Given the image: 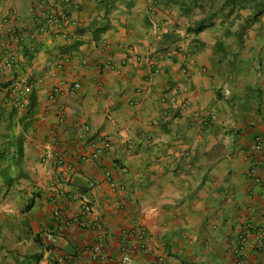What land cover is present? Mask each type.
I'll list each match as a JSON object with an SVG mask.
<instances>
[{
    "label": "crops",
    "instance_id": "obj_1",
    "mask_svg": "<svg viewBox=\"0 0 264 264\" xmlns=\"http://www.w3.org/2000/svg\"><path fill=\"white\" fill-rule=\"evenodd\" d=\"M56 3L0 1V264H97L99 230L75 219L86 201L105 264H264V1L240 28L243 7L205 0ZM54 8L67 40L40 29ZM102 135L112 149L80 160Z\"/></svg>",
    "mask_w": 264,
    "mask_h": 264
},
{
    "label": "built area",
    "instance_id": "obj_2",
    "mask_svg": "<svg viewBox=\"0 0 264 264\" xmlns=\"http://www.w3.org/2000/svg\"><path fill=\"white\" fill-rule=\"evenodd\" d=\"M78 1L79 0H61L63 4L76 3ZM41 2H45L52 7H56L57 5H59L56 3V0H41ZM148 14L152 18H155V16L157 15V7L154 4H151L149 6ZM65 19H66L65 15L60 12V9L59 10L58 8L51 9L47 14L44 15V19H42L43 21L40 22V26H41L40 29L45 30L47 28L56 27L58 28V30L60 29V33H59L60 36L67 40L68 39L67 33L61 30L62 23H64ZM167 24H168L167 20L163 21V24L161 25L157 21L152 20V30L154 31V33L159 34L167 28L168 26ZM13 61H14V54H12L11 52H8V53L6 52L2 60V64L4 66H10L12 65ZM158 72H159V68L154 67L152 71L153 75L157 74ZM151 80H152V75L148 76L147 81L150 82ZM72 87L78 88L79 83L78 82L73 83ZM27 91H28V85H26L25 80H19V81L13 82L8 89L11 101L15 103L18 107H23L25 105L24 98H25V94ZM61 92L62 90L59 87H54L52 88L51 96L60 94ZM169 99L172 102L177 99L176 90L172 92V95L170 96ZM163 100H165V98H163ZM180 104L181 106H186V99H183ZM210 114H213V112H211ZM255 140H256V147L258 148V150L260 151L262 149L264 150V138L258 136L255 138ZM88 146H89V151L81 155L80 160H87V159L99 160L103 154H105L106 152L112 149L113 144H112L111 139L108 136L102 135V136L92 138L91 140H89ZM55 162L57 164H62L63 157H57ZM118 170L124 173L126 172L127 169L124 166H120L118 167ZM256 171H257V168L255 166H252L251 173H255ZM104 175H105V178L108 180V186L111 189H123L124 188L123 186L117 185L114 182L112 178V173L110 171L108 170L105 171ZM60 214L61 212L58 209L54 211V215L59 216ZM75 219L78 221L79 225L81 226H89V227L97 228L99 230V233L97 235V241L91 246V253H92V258L97 262V264H105L106 257L103 252L104 251V242H103L104 239H103V234L101 233L102 224L100 222L98 215L95 213V210L86 201L81 206V215L76 216ZM47 237L52 243L56 241V238L51 233H48ZM131 260L132 259H131L130 254L128 252H125L121 256L120 264H131ZM238 264H242V260L241 261L239 260Z\"/></svg>",
    "mask_w": 264,
    "mask_h": 264
},
{
    "label": "rangeland",
    "instance_id": "obj_3",
    "mask_svg": "<svg viewBox=\"0 0 264 264\" xmlns=\"http://www.w3.org/2000/svg\"><path fill=\"white\" fill-rule=\"evenodd\" d=\"M188 1L191 2V1H197V0H188ZM223 1L224 0H205V4H201V5L200 4H195V7L196 6H198V7H221L220 5L223 3ZM254 1L255 0H241V5H243V8H241V10H242L241 13L239 12V9H237L236 12H232L231 13L232 14V17H234L233 18L234 19V22L236 21L235 19H237V21L238 20H241L242 17L245 18V19L246 18L249 19V17L254 16V14L256 15V13L252 10ZM221 14H223V13H221ZM240 15H241V18H236V16H240ZM258 16H260V14L257 15V18H259ZM235 25H236V27H239L240 26V23L237 22V24H235Z\"/></svg>",
    "mask_w": 264,
    "mask_h": 264
},
{
    "label": "trees",
    "instance_id": "obj_4",
    "mask_svg": "<svg viewBox=\"0 0 264 264\" xmlns=\"http://www.w3.org/2000/svg\"><path fill=\"white\" fill-rule=\"evenodd\" d=\"M261 1L263 2L264 0H261ZM261 1L255 0L253 3V7H255V8L260 7ZM227 6H234V7H237V6L241 7L242 6L243 7V5H241V0H224L222 7L224 8ZM203 28H204L203 22H199V23H196L195 27H193V28L189 27V30L190 31L193 30L195 32H200Z\"/></svg>",
    "mask_w": 264,
    "mask_h": 264
}]
</instances>
